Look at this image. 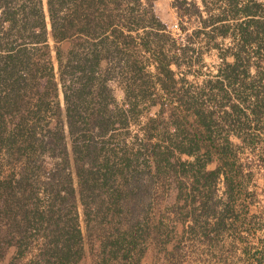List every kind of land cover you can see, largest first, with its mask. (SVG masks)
<instances>
[{"label":"trees","instance_id":"trees-1","mask_svg":"<svg viewBox=\"0 0 264 264\" xmlns=\"http://www.w3.org/2000/svg\"><path fill=\"white\" fill-rule=\"evenodd\" d=\"M151 1L0 0V264H143L161 236L169 252L187 230L226 229L242 264H264L252 171L231 139L254 152L264 138V0H174L219 51L197 87L177 77L195 47L177 45Z\"/></svg>","mask_w":264,"mask_h":264},{"label":"rangeland","instance_id":"rangeland-1","mask_svg":"<svg viewBox=\"0 0 264 264\" xmlns=\"http://www.w3.org/2000/svg\"><path fill=\"white\" fill-rule=\"evenodd\" d=\"M143 4L146 5L145 0H142ZM211 3L210 0H207ZM263 1V0H259ZM198 3L199 0H197ZM151 4V9L154 11L156 16L167 24L169 31L172 36L176 39L177 45L192 43L191 45L195 47L194 51L188 52L191 56L192 64L190 68L185 64V60H182L181 68L178 71L177 77L185 74L186 78L197 87L202 84L203 80L210 78V74L215 73L216 67L220 65L221 60L218 58V50L207 47L206 36L200 34L198 37L194 36L192 31L200 27L199 20L195 15L191 18L182 16L179 10L174 6V0H153ZM212 13L216 12L214 6H211ZM204 15H206L204 13ZM184 26L185 30H180V27ZM48 29L50 26L48 25ZM191 35L192 40H187V37ZM217 41H221L222 48H226L231 44L229 38L224 41L221 38H217ZM221 52V51H220ZM231 57L227 56L226 61H231ZM180 86V84H179ZM190 86V85H188ZM116 95L121 99V91L116 89ZM62 98V96H60ZM168 102L169 99H166ZM208 106V104H207ZM158 109V106H153L146 110L145 115L141 117V123L146 121L147 117L153 116ZM132 132L139 130L138 125L134 124L131 126ZM257 141V147L254 152H250L249 149L239 142L238 139L232 137V141L237 144V150L239 151V157L241 162L248 163L247 168L252 171V177L249 182V189L255 191V206L254 210L258 213V219L256 220L254 231L256 236L264 239V138L254 136ZM182 159H189L191 157L182 156ZM208 169L213 168V164H208ZM224 184L222 178L218 181L216 198H224ZM161 215L165 221V225L169 226L171 229L170 234L174 235V215L172 209L174 208V201L176 195V188L174 180L170 179L165 181V184L161 188ZM78 212L80 225L85 234V223L83 220V208L78 204ZM212 220L210 221L211 226ZM178 231L181 232V230ZM241 234L247 237L249 246L252 249L259 246V242L251 238V235L246 231L241 230ZM234 234L229 230H223L219 234L210 232L208 238L199 236L189 230L183 232L180 237V242L177 244L176 248L166 252L163 244V237L158 238L157 241H153L148 247L147 253L144 257L143 264H242L245 261V253L243 251L244 244L235 241ZM171 249V248H169ZM86 254L88 260L91 262V252L89 253V243L86 239ZM95 254L97 251L95 250Z\"/></svg>","mask_w":264,"mask_h":264}]
</instances>
